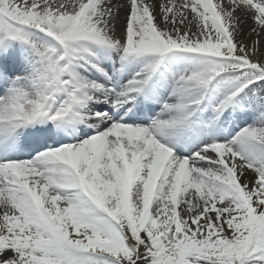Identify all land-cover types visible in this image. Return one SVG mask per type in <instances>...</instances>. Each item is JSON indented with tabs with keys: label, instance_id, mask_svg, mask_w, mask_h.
<instances>
[{
	"label": "snow or ice",
	"instance_id": "6c2138e0",
	"mask_svg": "<svg viewBox=\"0 0 264 264\" xmlns=\"http://www.w3.org/2000/svg\"><path fill=\"white\" fill-rule=\"evenodd\" d=\"M0 264H264V0H0Z\"/></svg>",
	"mask_w": 264,
	"mask_h": 264
}]
</instances>
